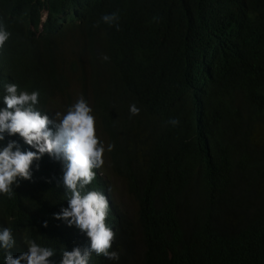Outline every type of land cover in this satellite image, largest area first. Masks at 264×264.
<instances>
[{
	"label": "trees",
	"instance_id": "1",
	"mask_svg": "<svg viewBox=\"0 0 264 264\" xmlns=\"http://www.w3.org/2000/svg\"><path fill=\"white\" fill-rule=\"evenodd\" d=\"M42 1L1 3L28 29ZM67 3L75 23L61 46L114 59L86 71L74 57L65 78L53 61H19L16 79L57 120L77 98L95 107L103 160L132 200L121 211L119 260L97 264H264V0ZM112 13L118 27L101 19ZM138 54L144 87L133 89ZM199 65L215 71L208 95L194 79ZM159 78L184 85L170 90Z\"/></svg>",
	"mask_w": 264,
	"mask_h": 264
},
{
	"label": "clouds",
	"instance_id": "2",
	"mask_svg": "<svg viewBox=\"0 0 264 264\" xmlns=\"http://www.w3.org/2000/svg\"><path fill=\"white\" fill-rule=\"evenodd\" d=\"M14 7L7 8L0 0V264L118 261L116 241L121 211L125 212L117 202L114 181L121 180L103 160L105 146L96 135L93 103L77 98L57 120L41 106L39 92H27L16 79L19 61H53L65 78V68L74 57L79 58L72 62L88 71L96 59L107 61L114 54L81 53L85 47L78 44L72 55L61 46V34L75 23L67 0H43L28 29L15 25ZM101 19L118 27V13ZM145 57L132 58L133 89L144 87ZM214 72L208 65L195 70L194 79L206 95L213 88ZM158 81L170 90L184 85ZM120 103L129 104L120 98L121 110L125 106ZM129 110L132 115L140 111L135 104ZM168 123L178 126L179 119ZM113 148L109 144L107 150ZM39 170L44 171L42 176L37 175Z\"/></svg>",
	"mask_w": 264,
	"mask_h": 264
},
{
	"label": "rangeland",
	"instance_id": "3",
	"mask_svg": "<svg viewBox=\"0 0 264 264\" xmlns=\"http://www.w3.org/2000/svg\"><path fill=\"white\" fill-rule=\"evenodd\" d=\"M114 185H115V188L118 192L117 202H118L120 208L123 211H125V209H130V207L132 206V201L127 195V191H126L124 184L121 181L117 180V181H114Z\"/></svg>",
	"mask_w": 264,
	"mask_h": 264
}]
</instances>
